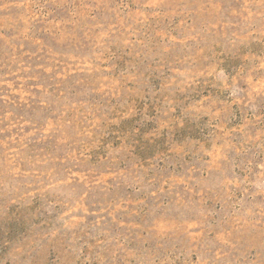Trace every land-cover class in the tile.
Returning a JSON list of instances; mask_svg holds the SVG:
<instances>
[{
	"label": "rangeland",
	"instance_id": "374dc122",
	"mask_svg": "<svg viewBox=\"0 0 264 264\" xmlns=\"http://www.w3.org/2000/svg\"><path fill=\"white\" fill-rule=\"evenodd\" d=\"M0 264H264V0H0Z\"/></svg>",
	"mask_w": 264,
	"mask_h": 264
}]
</instances>
